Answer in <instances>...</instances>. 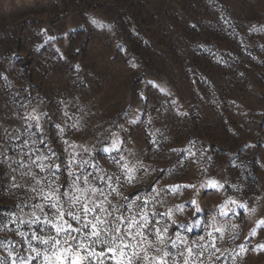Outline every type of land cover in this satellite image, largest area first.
<instances>
[{
    "label": "rangeland",
    "instance_id": "374dc122",
    "mask_svg": "<svg viewBox=\"0 0 264 264\" xmlns=\"http://www.w3.org/2000/svg\"><path fill=\"white\" fill-rule=\"evenodd\" d=\"M29 115H40L43 144ZM113 133L122 143L105 152ZM30 148L55 153L61 194L69 190L67 166L76 153V160H89L83 172L97 186L91 164L115 176L120 156L142 162L149 174L140 169L134 184L121 188L127 199L115 201L125 215L129 203L148 200L153 223H167L172 239L179 235L203 251L196 264H264V0H0L4 264H11L9 250L20 264L31 254L29 242L43 247L32 240L34 231L55 234L43 224L11 222L27 221L42 202L23 175ZM32 171L45 185L54 179L34 165ZM209 180L223 189L201 187ZM170 185L180 186L175 194ZM230 199L246 208L229 203L222 214ZM44 211L51 215L47 205ZM95 250L101 255L94 264H115L105 246Z\"/></svg>",
    "mask_w": 264,
    "mask_h": 264
},
{
    "label": "snow or ice",
    "instance_id": "6c2138e0",
    "mask_svg": "<svg viewBox=\"0 0 264 264\" xmlns=\"http://www.w3.org/2000/svg\"><path fill=\"white\" fill-rule=\"evenodd\" d=\"M92 23L95 24L96 21L93 20ZM161 91L164 90L161 89ZM173 104H175V101H173ZM33 113H35V109H33ZM183 115H187V113H183ZM28 118L36 121L35 128L41 133L39 143L43 144V128L40 124V115H29ZM130 123H136V121L132 120ZM28 127L31 129L32 125L29 124ZM57 128L60 133L64 132V129L59 125H57ZM30 135L35 136L34 133ZM112 135L114 139L110 147L103 149L105 152L118 150L119 145L122 143L116 133ZM151 142L158 148L155 140ZM31 143L36 144V139H32ZM64 143L67 144L68 141L65 140ZM27 144L28 141L26 140L25 145ZM84 151L91 154V150L88 148H85ZM172 151L178 150L172 149ZM183 151H188L189 155H195L188 149ZM39 152V148L29 149L27 155L30 164L27 165L28 171L23 175L34 180L35 183L31 186L30 191L35 192L42 202L33 205V211L27 221L16 217L11 222L16 223L19 220L20 224L26 223L29 226L43 224L50 226L55 234L49 232L47 235H38L34 231L32 240L37 241L43 247L33 246L29 242V251L34 256L30 254L27 259L20 257V264H31V261L37 258L39 264H94V258L98 260L101 255L96 252V245L105 246L107 252L112 254L109 258L113 259L115 264H169V258H171V264H196V259L202 257L203 251H194L193 247L189 246L183 237L177 235L175 239H172L168 235L169 225L167 223L163 226L160 225L159 220H155V223H153L157 214L154 211L151 214L146 211L148 200H144L141 205H137L135 202L129 203L126 208L127 215L121 211V205L115 202L120 199H127L123 196L121 188L125 184H134L138 179L137 173L140 169L144 170L145 175L149 174V169L142 162L131 163L126 157L120 156L119 161L122 163L113 161L118 163L120 168V174L115 176L106 173L98 165L91 164L90 166L96 172L93 179H98L103 185L97 186L89 180L92 173L85 174L83 172L84 166L89 165V160H76V156L79 155V153H76L68 161L67 166L70 181L69 190L61 194V185L57 183L60 179L58 173L61 165L52 162L55 153H51V155L36 154ZM17 163L22 168L26 166L23 161ZM77 164L80 171L75 170L73 167ZM33 165L40 172L47 171L54 179L49 180L45 185L42 179L37 178L36 173L32 171ZM13 181H15V177H13ZM14 186L18 187L19 185L14 184ZM204 186L217 190L224 187L216 180H209L207 185H201V187ZM179 187L178 185H170L168 186V192L175 194ZM183 187L195 188L196 186L184 185ZM153 190L155 191V189ZM157 195H159L158 192ZM191 203L196 205V211L199 212L200 208L197 202L192 200ZM229 203L246 208V205L230 199L221 206L222 214H226L224 210ZM45 205L52 210L51 215L44 211ZM251 211L254 212L255 209ZM162 215L171 219L170 212ZM69 220L74 221L77 226L74 227ZM213 220H215V217H213ZM260 224L264 225V220H261ZM0 226H3L2 221H0ZM215 230L219 232L222 231V228H216ZM41 232H43V229H41ZM73 233L77 235H73ZM18 234L21 238H25V233L20 232ZM254 234L255 230L253 231ZM208 235L211 236L212 234L209 233ZM203 239L202 237L201 240ZM180 244H183L184 248L180 249ZM169 246L179 249L176 256L169 252ZM212 246L215 247L214 244ZM197 247L203 250L206 246L199 244ZM260 247L264 249V245ZM149 249L152 251H149ZM216 250L219 251V249ZM156 253L159 255H156ZM8 256L11 264H17V256L11 250H9ZM0 264H4V261L0 260Z\"/></svg>",
    "mask_w": 264,
    "mask_h": 264
}]
</instances>
